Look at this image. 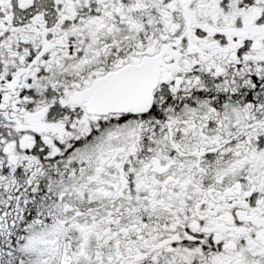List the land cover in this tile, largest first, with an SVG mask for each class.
I'll list each match as a JSON object with an SVG mask.
<instances>
[{"label": "snow or ice", "instance_id": "snow-or-ice-1", "mask_svg": "<svg viewBox=\"0 0 264 264\" xmlns=\"http://www.w3.org/2000/svg\"><path fill=\"white\" fill-rule=\"evenodd\" d=\"M0 264H264V0H0Z\"/></svg>", "mask_w": 264, "mask_h": 264}]
</instances>
